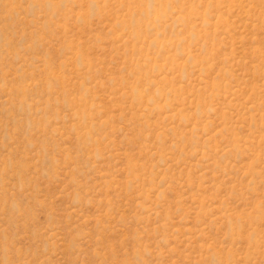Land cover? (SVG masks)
Returning <instances> with one entry per match:
<instances>
[{"label": "rangeland", "instance_id": "obj_1", "mask_svg": "<svg viewBox=\"0 0 264 264\" xmlns=\"http://www.w3.org/2000/svg\"><path fill=\"white\" fill-rule=\"evenodd\" d=\"M0 264H264V0H0Z\"/></svg>", "mask_w": 264, "mask_h": 264}]
</instances>
